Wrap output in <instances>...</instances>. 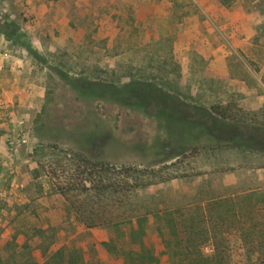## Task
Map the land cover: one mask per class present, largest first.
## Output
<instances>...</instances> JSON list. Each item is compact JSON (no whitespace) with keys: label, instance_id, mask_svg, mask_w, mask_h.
I'll use <instances>...</instances> for the list:
<instances>
[{"label":"rangeland","instance_id":"rangeland-1","mask_svg":"<svg viewBox=\"0 0 264 264\" xmlns=\"http://www.w3.org/2000/svg\"><path fill=\"white\" fill-rule=\"evenodd\" d=\"M76 79L98 83V96L78 94ZM241 81L261 93L264 0H0L1 264H29V252L37 264H57L48 257L58 248L64 264L70 253L81 258L74 264H122L101 243L128 247L129 224L87 228L58 192L83 154L158 173L130 201L132 213L149 211L145 238L157 264H171L157 209L264 191V156L203 137L175 141L169 128L183 109L164 119L154 105L128 104L150 84L183 107L219 106L240 117L246 97L232 85ZM128 84L132 96L109 89ZM56 161L64 170L55 178L46 171ZM230 245L238 261L236 233Z\"/></svg>","mask_w":264,"mask_h":264},{"label":"trees","instance_id":"trees-1","mask_svg":"<svg viewBox=\"0 0 264 264\" xmlns=\"http://www.w3.org/2000/svg\"><path fill=\"white\" fill-rule=\"evenodd\" d=\"M232 1L222 0V3L229 5ZM75 82L74 89L78 94L98 96V83L82 79H76ZM143 86L134 93V96L139 95L137 101L128 106L154 105L157 115L164 119L173 115L175 119L174 111L183 109V117L181 121L178 119L180 122H176V128H169L175 141L179 135L195 140L203 137L216 147L232 146L264 153V128L247 127L243 119H236L229 114L228 109L223 110L219 106L212 107L211 111L195 105L183 107L179 105L182 102L171 94L150 87V84ZM131 88L129 84L121 90L109 87L113 93L132 96ZM99 143L89 144L91 147L100 146L101 138ZM81 162L80 167L68 169L70 172L58 187V192L78 220L87 228L129 224L126 236L128 247L118 248L112 240L101 244L108 251L122 254V264H157L158 257L145 238L149 211L139 215L132 213L130 200L139 189L157 182L154 177L158 173L152 167L127 166L117 169L108 163L84 157V154ZM40 166L43 168L42 164ZM59 169L63 171V165L52 162L46 174L56 178ZM141 176H145L148 181H142ZM160 179L168 181L171 177ZM155 216L163 221L167 229V235L160 228L156 231L163 243V253L168 255L171 264H264L263 190H252L242 195L234 192L157 209ZM232 233H236L243 251L238 261L233 260L232 256ZM205 247H209L208 252L204 251ZM27 254L32 259L29 264H37L33 255L30 252ZM48 258L57 264H64L62 248H58ZM78 259L81 260L80 256L70 253L66 263L74 264Z\"/></svg>","mask_w":264,"mask_h":264},{"label":"crops","instance_id":"crops-1","mask_svg":"<svg viewBox=\"0 0 264 264\" xmlns=\"http://www.w3.org/2000/svg\"><path fill=\"white\" fill-rule=\"evenodd\" d=\"M259 86H261L262 90L260 94H257L256 86H248L246 82L241 81L232 85L234 89L244 93L246 98L243 103L244 113H242V116L238 117L233 113L231 116H235L236 119H243V121L244 118H246L244 122L246 123L247 127L258 128L260 130V128H264V123L257 121L256 119H258L261 115L264 116V83H261ZM13 92L15 91L12 88L9 92L10 96L13 94ZM228 110L231 112L230 109ZM244 115L246 116L244 117ZM246 151L264 156V153L255 150L246 149Z\"/></svg>","mask_w":264,"mask_h":264},{"label":"built area","instance_id":"built-area-1","mask_svg":"<svg viewBox=\"0 0 264 264\" xmlns=\"http://www.w3.org/2000/svg\"><path fill=\"white\" fill-rule=\"evenodd\" d=\"M4 106H5V105H4ZM6 106H8V105H6ZM5 108H7V107H5ZM7 115H8L9 117H11V116H12V113L9 112V111H7ZM16 141H18V139H16ZM21 141H22V142H25V139L22 138ZM8 143H9L10 145H11V144H14V139H13V138H10Z\"/></svg>","mask_w":264,"mask_h":264}]
</instances>
